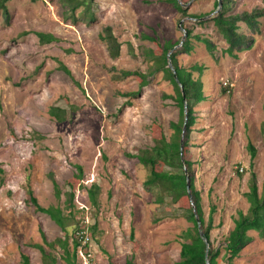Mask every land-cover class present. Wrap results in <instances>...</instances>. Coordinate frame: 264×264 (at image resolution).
I'll return each mask as SVG.
<instances>
[{
    "label": "rangeland",
    "instance_id": "374dc122",
    "mask_svg": "<svg viewBox=\"0 0 264 264\" xmlns=\"http://www.w3.org/2000/svg\"><path fill=\"white\" fill-rule=\"evenodd\" d=\"M186 1L191 2L189 13L215 9V0ZM86 2L74 13L77 19L63 0H10L8 15L0 12V264H24L23 255L30 264H44L35 244L44 245L58 264H67L62 250L51 249L42 235L53 242L65 238V232L36 212L27 191L33 190L44 207L58 206L66 200L68 181L75 183L78 227L90 236L97 226L87 246L89 264H126L131 254L136 264H179L183 233L193 224L179 208L155 201L144 187L148 168L132 156L153 147L162 135L169 139L171 123L180 119L176 101L164 97L176 96L174 85L163 71L149 75L153 62L144 54L147 49L161 54L165 42L182 40L180 23L216 46L211 54L194 39L191 54L177 58L182 68L205 67L206 99L194 108L196 122L184 160L193 163L206 222L211 207L216 208L211 241L221 249L219 264H225L234 220L249 208L245 193L251 174L256 173L260 191L264 184V18L254 47L233 58L223 53L227 45L212 22L195 25L170 0ZM255 7L264 8V2L235 0L233 12ZM86 10L94 13L93 22L80 18ZM107 28L121 45L117 58L102 39ZM37 32L58 41L41 43ZM124 71L142 72L149 82L142 85L137 75L116 78ZM53 108L66 119L58 120ZM249 142L257 150L253 161ZM75 165L84 169L82 181ZM94 182L102 187L99 209L78 187ZM183 205L194 207L188 199ZM250 235L253 241L235 264H264V241L257 232Z\"/></svg>",
    "mask_w": 264,
    "mask_h": 264
},
{
    "label": "trees",
    "instance_id": "16d2710c",
    "mask_svg": "<svg viewBox=\"0 0 264 264\" xmlns=\"http://www.w3.org/2000/svg\"><path fill=\"white\" fill-rule=\"evenodd\" d=\"M10 0H0V12L8 15V5ZM87 0H63L64 6L71 12L73 19H77L74 13L83 5H86ZM223 6L219 12L217 11L218 1L215 0V9L212 13L195 14L189 13V6L186 0H170L174 7L183 17H191L195 20V25L206 26L212 22L215 30L224 39L227 47L223 53L230 57L237 58L240 53L249 51L254 47L256 38L255 34L260 32L261 19L264 18V8L255 7L251 10L241 12H233L235 0H222ZM264 2V0H262ZM215 14L209 18L207 16ZM94 13L90 10L81 13V19L87 22L94 21ZM244 27V28H243ZM187 36L184 42L180 45L181 40L177 43L171 41L165 42L161 54L155 53L153 49H147L144 54L148 60H152L153 64L149 67V75H153L158 71H163L165 76L174 85L176 96L165 94L166 99H173L180 108V119L177 122H172L173 129L172 136L168 139L165 135L155 139L154 146L140 150L138 155L132 156L137 158L139 163L148 168L149 174L144 181V187L151 192L155 201L161 206L174 205L185 214L186 219L193 224L183 233L184 242L180 252L179 264H219V257L221 249L214 247L211 241V231L214 228V214L216 208L211 207L208 221L202 209L201 195L195 188V177L192 170L193 163L184 160L186 149L189 147V137L192 126L196 122L194 108L199 103L205 101L204 85L201 75L205 70L204 66L194 65L190 69L182 68L178 63L179 54H191L194 49L193 40L202 42L206 45L207 50L215 53L216 46L208 37L200 34H194L193 29L185 28ZM27 34V33H26ZM41 43H51L58 41L56 37L51 34L37 32L35 33ZM103 41L106 42L110 55L117 58L120 55V43L114 37L111 29L107 28L106 34L102 36ZM171 52V60L173 62L174 70L176 72L178 81H176L173 70L168 67V54ZM61 69L67 74H70L69 69L61 64ZM198 71L199 77L195 78L193 72ZM137 75L142 79V85L148 84L147 75L142 72H122V76ZM185 95L188 106V123L186 133L183 139V150H181L182 132L184 127V97ZM61 110L58 108L51 109V113L57 117L58 120L64 121L66 118L60 114ZM264 133V124H263ZM248 151L253 161L256 157L257 150L252 142L248 143ZM78 174V180L82 181L85 177L84 169L80 165H75ZM190 180V191L187 188V175ZM4 170L0 168V183L3 182L1 175ZM53 184L56 190V195L60 198L62 191L55 180ZM67 186L69 192H66V200L64 204L58 206L44 207L40 205L38 199L33 193V190L28 189L30 195V203L34 206L36 212L47 215L53 222H55L66 234L65 238H57L53 242H48L45 234L42 232L45 243L54 249L57 246L62 250L61 258L67 264L79 263V250L82 244L75 233L81 229L78 227L76 220V205H75V183L68 181ZM83 187L87 190V196L92 208H100V194L102 187L94 182L90 186L79 184L78 187ZM190 196L192 198H190ZM245 197L249 203L247 212L238 211L237 217L234 220V227L230 231L224 247L225 254L223 260L225 264H235L234 260L240 255L242 250L247 247L252 241L253 236L251 231L257 232L260 239L264 241V184L260 191L257 175L255 172L251 174L249 180V191L245 193ZM192 200L194 207L186 208L183 205L185 200ZM204 236H201L199 230V223ZM73 222V223H72ZM97 226H94L90 236L93 237V232ZM72 228V229H71ZM71 229V230H70ZM72 231V232H70ZM131 237L134 238V230H132ZM204 237L209 240V248L204 241ZM72 238V242H70ZM35 247L42 253L44 264H58L57 257L52 252H47L42 244H35ZM24 264H30V259L27 255L22 256ZM209 262V263H208ZM112 264V263H111ZM126 264H136L135 254L127 259Z\"/></svg>",
    "mask_w": 264,
    "mask_h": 264
},
{
    "label": "water",
    "instance_id": "95a60500",
    "mask_svg": "<svg viewBox=\"0 0 264 264\" xmlns=\"http://www.w3.org/2000/svg\"><path fill=\"white\" fill-rule=\"evenodd\" d=\"M217 1H218V7H217V11L216 12H219L221 10L222 6H223V1L222 0H217ZM190 5H191V2H189L187 4V6H190ZM179 27H180V29L182 31L185 32L184 38L181 40V43H180V45H181L184 42V40H185V38L187 36V33L185 31V28L182 26V23H180ZM170 55H171V52L168 54V57H169L168 58V61H169L168 67L171 70H173L174 75H175V78H176V81L179 82L178 81V78H177V75H176V72L174 70L173 62L171 60ZM183 97H184V116H185V120H184L183 132H182L181 150H183V139H184V136H185V133H186V127H187V123H188V106H187V102H186V98H185V95L184 94H183ZM185 171H186V175H187V188H188V191H190V180H189V176L187 174V170L186 169H185ZM190 198H192V197L190 196ZM198 223H199V221H198ZM199 230H200L201 236H204V233H203V231L201 229L200 223H199ZM204 241H205V243L207 245V248H209V240L206 237H204Z\"/></svg>",
    "mask_w": 264,
    "mask_h": 264
},
{
    "label": "built area",
    "instance_id": "2783aa9c",
    "mask_svg": "<svg viewBox=\"0 0 264 264\" xmlns=\"http://www.w3.org/2000/svg\"><path fill=\"white\" fill-rule=\"evenodd\" d=\"M81 208H87L86 205L80 204ZM75 237L78 238L82 244V248L79 250V258L82 259V264H89L90 257L92 256L89 250L87 249V246L90 244L91 238L88 235V232L85 228L79 229L75 233Z\"/></svg>",
    "mask_w": 264,
    "mask_h": 264
}]
</instances>
